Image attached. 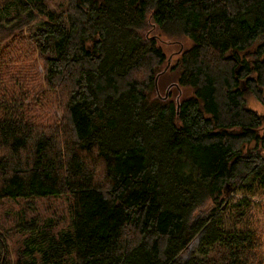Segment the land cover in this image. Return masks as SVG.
<instances>
[{"label":"trees","instance_id":"1","mask_svg":"<svg viewBox=\"0 0 264 264\" xmlns=\"http://www.w3.org/2000/svg\"><path fill=\"white\" fill-rule=\"evenodd\" d=\"M68 1L0 0V201L70 202L16 264H264V0ZM148 16L191 41L179 102Z\"/></svg>","mask_w":264,"mask_h":264},{"label":"rangeland","instance_id":"2","mask_svg":"<svg viewBox=\"0 0 264 264\" xmlns=\"http://www.w3.org/2000/svg\"><path fill=\"white\" fill-rule=\"evenodd\" d=\"M50 7L57 10L66 9L69 5L68 0H49ZM140 33L144 37H157L158 42L163 46L166 51L168 59L171 61L166 62L159 72L165 70L168 66V71L163 74L158 80V91L153 93L154 97H165L166 94L171 96L169 100L177 102L178 99L182 100L192 96L193 89L190 87L178 88L179 70L175 69V65L178 66L177 62L180 59L182 52L191 46V41L182 34L168 35L156 25L150 16L146 25L140 30ZM41 68V67H40ZM244 83V81L242 82ZM246 90V88H245ZM246 102L248 107L255 110L256 112H264L263 103L257 98L254 92L247 91L245 94ZM254 145L251 144L250 147ZM212 203L207 202L205 205L200 207L196 212V215L206 214L211 208ZM70 202L66 196L62 197H48V198H37L32 201L24 199L20 200H1L0 201V230L4 233L8 244L7 249V260L9 264H16L22 254L24 248V240L28 236L27 233L19 231L17 228V222L19 216L27 214V217H39L41 227L52 228L54 232L64 230L70 225ZM262 213L264 212L261 211ZM259 216H264L259 214ZM258 217V215H257ZM259 218V217H258ZM264 221V220H262ZM50 223L51 226L47 225ZM264 232V227H263Z\"/></svg>","mask_w":264,"mask_h":264},{"label":"water","instance_id":"3","mask_svg":"<svg viewBox=\"0 0 264 264\" xmlns=\"http://www.w3.org/2000/svg\"><path fill=\"white\" fill-rule=\"evenodd\" d=\"M169 60L171 61V58H170ZM170 61H169V62H170ZM167 69H168V67H167ZM167 69H166V70H167ZM166 70H165V71H166ZM237 71H238V70H237ZM159 76H160V75L157 76V78H156V82L158 81ZM177 86H178V85H177ZM166 97H168V94H166ZM178 102H179V99H178ZM179 107H180V104H178V108H179Z\"/></svg>","mask_w":264,"mask_h":264}]
</instances>
